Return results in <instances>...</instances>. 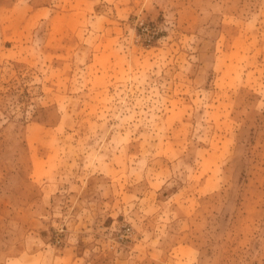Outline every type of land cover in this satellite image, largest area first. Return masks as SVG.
Segmentation results:
<instances>
[{"label":"rangeland","instance_id":"374dc122","mask_svg":"<svg viewBox=\"0 0 264 264\" xmlns=\"http://www.w3.org/2000/svg\"><path fill=\"white\" fill-rule=\"evenodd\" d=\"M0 264H264V0H0Z\"/></svg>","mask_w":264,"mask_h":264}]
</instances>
